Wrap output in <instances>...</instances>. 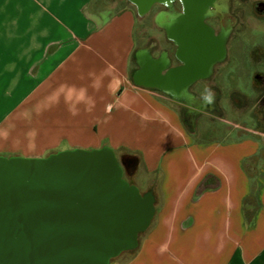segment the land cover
<instances>
[{
    "label": "crops",
    "instance_id": "crops-1",
    "mask_svg": "<svg viewBox=\"0 0 264 264\" xmlns=\"http://www.w3.org/2000/svg\"><path fill=\"white\" fill-rule=\"evenodd\" d=\"M253 1L255 13L264 10V0ZM153 5L139 16L130 2L0 0V132L8 131L0 155L109 146L118 158L135 156L128 181L152 191L155 213L136 248L109 264H264V165L253 196L243 165L264 149V132L229 129L201 141L195 126L202 116L219 118L216 74L232 65L240 43L232 50L229 30L220 54L210 42L203 60L179 58L161 25H153L160 35L136 33L138 21L154 24L165 9ZM227 14L232 26L231 5ZM210 18L201 24L215 35L225 20ZM61 83L87 86L94 109L81 105L72 116L62 99L53 104ZM205 85L215 92L207 105Z\"/></svg>",
    "mask_w": 264,
    "mask_h": 264
},
{
    "label": "water",
    "instance_id": "water-1",
    "mask_svg": "<svg viewBox=\"0 0 264 264\" xmlns=\"http://www.w3.org/2000/svg\"><path fill=\"white\" fill-rule=\"evenodd\" d=\"M127 1L142 16L153 4L175 0ZM179 1L189 18L203 19L207 6H216V0ZM137 162L129 154L118 158L109 146L0 155V264H109L136 248L155 213L152 191L124 177Z\"/></svg>",
    "mask_w": 264,
    "mask_h": 264
},
{
    "label": "rangeland",
    "instance_id": "rangeland-1",
    "mask_svg": "<svg viewBox=\"0 0 264 264\" xmlns=\"http://www.w3.org/2000/svg\"><path fill=\"white\" fill-rule=\"evenodd\" d=\"M127 2V0H102V3L115 7ZM253 2V0H230V5L235 14L234 24L231 26L226 0H216V15H212L210 21L220 25L221 20L224 19L225 26L220 25V29L215 35L210 34L201 24L202 19L197 17L196 12L204 7L202 3L195 7L194 13L196 15L192 18H189L187 11L180 2V9L176 10L169 5L167 8L159 10L154 17V24L145 19H141L137 23V34L153 32L160 35L159 29L153 25L160 26L162 22H166L177 40L175 55L179 58L203 60L208 53L210 42L215 46L216 52L220 54L223 41L229 30L228 37H232V50L236 49L237 42L240 43L237 55L232 57V65L222 67L216 74L218 106L220 107L217 111L219 118L211 119L202 116L196 122V133L201 141L225 136L229 129H232V133L235 132V135L258 133L253 111L261 103V100H258L260 95L256 87L258 80L255 79V74L260 72L264 74V19H259V14L255 13ZM153 7L156 8L157 6L153 5ZM162 36L163 39L166 37V31L162 33ZM171 47H173L172 44ZM254 54L255 56H253ZM232 92H239L247 97L243 95L234 99L231 97ZM135 173H137V169L131 175L125 173L124 177L133 181ZM137 187L139 190L141 189L139 183ZM140 191L145 192L143 189Z\"/></svg>",
    "mask_w": 264,
    "mask_h": 264
},
{
    "label": "clouds",
    "instance_id": "clouds-1",
    "mask_svg": "<svg viewBox=\"0 0 264 264\" xmlns=\"http://www.w3.org/2000/svg\"><path fill=\"white\" fill-rule=\"evenodd\" d=\"M89 75L92 74L90 73ZM100 84V78H94L91 87L96 90H99ZM52 96L54 97L53 104H59L62 99L63 103L67 107L69 114L72 116L79 115L81 105L83 106L84 110L88 112L92 111L95 107V100L89 94L87 86H77L75 84L61 83L54 90ZM214 96V90L210 86L205 85L201 92V97L205 101L206 105L214 102ZM53 104H49L48 107H52ZM22 117L30 119L31 113L29 111H25L22 113ZM0 135L7 138L8 131L4 130L3 132H0ZM28 135L34 136L35 131L33 130L29 132Z\"/></svg>",
    "mask_w": 264,
    "mask_h": 264
},
{
    "label": "trees",
    "instance_id": "trees-1",
    "mask_svg": "<svg viewBox=\"0 0 264 264\" xmlns=\"http://www.w3.org/2000/svg\"><path fill=\"white\" fill-rule=\"evenodd\" d=\"M253 56H255V54ZM256 87L259 90V95H260L258 100L260 99L261 103L260 106L254 109L253 117H255V120L257 122V132L261 133L264 132V102L262 101V98L264 96V87H259L258 83L256 84ZM239 96H243V95L239 92L231 93V97L234 99L235 97H239ZM243 165L250 178V196H253L257 186L256 177L259 171V167L261 165H264V149L260 151V153H258L253 158L244 160Z\"/></svg>",
    "mask_w": 264,
    "mask_h": 264
},
{
    "label": "flooded vegetation",
    "instance_id": "flooded-vegetation-1",
    "mask_svg": "<svg viewBox=\"0 0 264 264\" xmlns=\"http://www.w3.org/2000/svg\"><path fill=\"white\" fill-rule=\"evenodd\" d=\"M157 5H160L162 6L163 8H167L168 5H166L165 3H162V4H157ZM171 6L174 8V9H180L181 8V3L179 0H175L172 2ZM230 7V0H229V5H228V8ZM215 9H216V6L212 5V4H209L207 6V14L204 16L205 17H209V16H212V15H216L215 13ZM203 18V19H204ZM161 26L163 27L164 31H166V38L168 39V41L174 45V49H175V46H176V42L177 40L175 39L174 35L172 34L171 32V29H169V26L167 25L166 22H162ZM255 79L258 80V84H259V87H264V75L261 74V73H257L255 74ZM262 101L264 102V96L262 98ZM214 112H217L219 111L218 109H214L213 110ZM125 175V173H124Z\"/></svg>",
    "mask_w": 264,
    "mask_h": 264
}]
</instances>
